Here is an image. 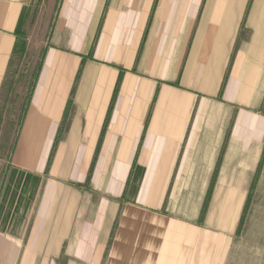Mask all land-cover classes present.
<instances>
[{
	"label": "crops",
	"instance_id": "crops-1",
	"mask_svg": "<svg viewBox=\"0 0 264 264\" xmlns=\"http://www.w3.org/2000/svg\"><path fill=\"white\" fill-rule=\"evenodd\" d=\"M14 105L0 264H222L264 222V0H0Z\"/></svg>",
	"mask_w": 264,
	"mask_h": 264
},
{
	"label": "rangeland",
	"instance_id": "rangeland-1",
	"mask_svg": "<svg viewBox=\"0 0 264 264\" xmlns=\"http://www.w3.org/2000/svg\"><path fill=\"white\" fill-rule=\"evenodd\" d=\"M28 62L26 60L24 65L26 66ZM34 73L35 71L32 70L28 76H34ZM17 108L14 105L8 118L3 119L8 120L7 130L0 127V174L6 171V163H9V156L13 151L12 143L18 133L20 117L16 119L12 117L16 115ZM250 197L236 234L222 236V253L224 254L222 264H264V222L259 213L251 212L253 198ZM205 236L210 237L211 234L205 233Z\"/></svg>",
	"mask_w": 264,
	"mask_h": 264
},
{
	"label": "built area",
	"instance_id": "built-area-1",
	"mask_svg": "<svg viewBox=\"0 0 264 264\" xmlns=\"http://www.w3.org/2000/svg\"><path fill=\"white\" fill-rule=\"evenodd\" d=\"M24 72H25V76L27 77V78H30V79H32V77L33 76H28L32 71H31V69L29 68V65H26V66H24Z\"/></svg>",
	"mask_w": 264,
	"mask_h": 264
},
{
	"label": "trees",
	"instance_id": "trees-1",
	"mask_svg": "<svg viewBox=\"0 0 264 264\" xmlns=\"http://www.w3.org/2000/svg\"><path fill=\"white\" fill-rule=\"evenodd\" d=\"M249 198H251V197H249Z\"/></svg>",
	"mask_w": 264,
	"mask_h": 264
}]
</instances>
